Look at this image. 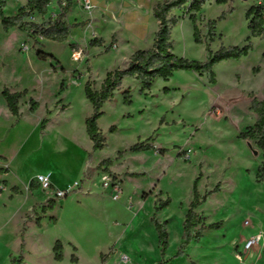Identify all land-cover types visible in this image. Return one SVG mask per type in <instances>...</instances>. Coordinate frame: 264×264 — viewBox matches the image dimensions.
I'll return each instance as SVG.
<instances>
[{
	"label": "rangeland",
	"instance_id": "1",
	"mask_svg": "<svg viewBox=\"0 0 264 264\" xmlns=\"http://www.w3.org/2000/svg\"><path fill=\"white\" fill-rule=\"evenodd\" d=\"M257 4L264 5V0H205L197 13L202 43L195 41L188 6L175 10L181 17L171 32L177 56L206 62L208 44L216 52L251 43L249 55L222 61L204 73L177 71L168 81L157 78L145 91L136 77L125 78L98 121L107 144L101 152H93L86 130L93 108L85 86L89 82L100 90L109 72L126 68L137 50L152 48L150 38L130 41L127 28L121 26L122 15L126 23L134 21V15L116 13L104 37L99 36L101 23L95 28L91 18L85 21L77 14L68 22L80 24L82 30L71 31L62 43L33 37L29 27L5 31L0 21V222L4 225L0 264H7L8 254L19 251L24 224L25 264H116L122 256L130 258V264H264V258L257 263L245 257L246 233L240 227L249 214L254 224L264 223V182L257 180L263 153L254 141L239 137L257 120L249 94L264 99V37L251 36L246 17ZM27 6L9 0L4 12L15 16ZM52 9L48 7L45 15L34 12L26 21L45 24ZM81 9L89 17L95 11ZM211 21L216 22L212 41ZM83 31L91 33L87 41L81 40ZM75 50L84 54L78 62L72 57ZM40 51L55 60H40ZM4 87L27 91L19 101V119L8 112ZM127 89L131 103L125 102ZM217 107L221 114L214 112ZM113 126L115 131L110 132ZM136 144L153 149L134 151ZM99 165L90 180L84 176ZM104 173L120 182L119 200L102 188ZM39 174H51L63 188L78 181L80 189L61 209L59 199L47 197L37 185ZM195 183L204 197L197 208L202 223L195 231L200 226L204 230L179 254L181 219L193 200ZM242 189L259 201L247 198ZM167 200L169 205L157 211ZM257 205L263 209L253 210ZM239 209L246 213L234 222ZM154 215L161 222L171 219L165 255ZM57 241L64 247L59 262L53 252ZM98 249L105 251L97 262Z\"/></svg>",
	"mask_w": 264,
	"mask_h": 264
},
{
	"label": "trees",
	"instance_id": "2",
	"mask_svg": "<svg viewBox=\"0 0 264 264\" xmlns=\"http://www.w3.org/2000/svg\"><path fill=\"white\" fill-rule=\"evenodd\" d=\"M9 0H0V21L4 30L10 28H30L31 36L40 37L55 42H65L70 34L71 28L79 27L80 24L69 25L63 21L64 16L70 9V3L68 1L65 7L61 8L60 14L45 24H37L34 22L26 21L32 13L37 12L45 15L48 10V6L54 0H31L27 7L20 8L19 12L15 16H8L4 12V8ZM205 0H162L158 2L153 8V15L158 21V31L155 34L154 43L152 48L148 50H137L130 58L129 64L124 69H118L107 74L106 79L103 81L100 90H94L91 84L88 82L85 86V94L87 100L91 103L93 112L92 115L86 120V130L90 140L93 143V152L103 150L106 144V138L98 127V121L104 114L103 106L114 98L115 91L118 90L123 80L127 77H136L140 84L141 90H149L152 88L157 78H162L168 81L177 71H191L196 73H204L212 71L214 66L225 60H239L242 57L248 56L252 45L239 47H222L220 50L214 52L207 45L208 58L206 62L197 60H189L183 57H179L173 53V41L171 38V32L174 26H176L181 17L174 14L175 10H181L188 6V12L190 13V21L193 24L194 38L197 43H202V32L198 27L197 13L202 10V5ZM218 3H226L227 0H217ZM224 15L222 16V18ZM249 20V31L252 37H264V5L257 4L252 6L246 15ZM215 21L209 23V35L211 41L215 33ZM250 41V38L248 39ZM38 58L43 61H47L49 58L54 57L47 53L39 52ZM24 93L11 92L8 88H4L2 96L6 102V105L11 114L19 119L20 107L19 101ZM125 95V102L131 103L130 90L123 91ZM251 99V110L256 114L257 120L253 127H249L246 131L240 133V138L244 140L254 141L258 149L263 153L264 157V99L257 100L253 93L249 94ZM115 127L110 128V132H114ZM143 144V143H142ZM142 144H136L132 149L134 151L141 150L147 151L153 149L152 146L142 147ZM93 152L90 154L92 156ZM106 164H111L110 160L104 161ZM100 165L96 168H89L84 173L87 179H91L94 173ZM257 180L264 182V161L259 165L257 169ZM1 193V191H0ZM204 197H202L197 188L196 183L194 187L193 200L189 205V209L185 220L183 222V244L179 250V254H182L183 249L192 241L200 239L202 236L203 226H200L196 231L195 229L202 223L201 217L197 213V208L201 205ZM169 200L164 201L156 207V210H161L168 206ZM158 234V243L162 255H165L169 247V231L167 222H161L156 215L152 218ZM21 248L23 250L25 246L24 235L26 233V227L21 229ZM64 247L60 241H57L53 252L56 261H62ZM72 262H77L76 257H72ZM12 264H23V253L20 254L19 260L12 259Z\"/></svg>",
	"mask_w": 264,
	"mask_h": 264
},
{
	"label": "crops",
	"instance_id": "3",
	"mask_svg": "<svg viewBox=\"0 0 264 264\" xmlns=\"http://www.w3.org/2000/svg\"><path fill=\"white\" fill-rule=\"evenodd\" d=\"M68 1L70 3V9H69L68 13L64 16L63 21L66 22L69 25H73V24L68 22V19H71L75 15L79 14L85 19V21L87 19L91 18L92 22L94 23L95 28H96V26L98 24L101 23L104 26V28L102 30H100L101 32H100L99 36L106 37V36H108V32L112 29V25H113L112 24L113 23L112 17H115V14L116 13L119 14L121 11L129 12V13H126V14L127 15L133 14L134 17H135L134 21H132L130 23H126L125 18L122 15V22H120V23H121V26H123V28H125V27L127 28L128 32H129V38L131 37L130 41L131 40H136V41L141 43V41L148 40L150 38L154 42L155 34L158 31V21L155 19L154 15H153V8L158 3V1H160V0H93V2L95 4V11H94V13H92L90 15V17L87 16L86 12L82 11V9H81L82 5H81L79 0H68ZM57 3H58L57 0H54L48 6L49 9L53 8L49 12V16H50V18L52 17V20H54L61 12V9L59 8ZM77 29L82 30L81 26H80V27H76V28H71L70 32L74 31V30H77ZM90 31H92V30H90ZM105 32H107V35H105ZM88 34L89 33H85L84 32L81 40L87 41L88 36L91 33L89 35ZM4 88H7V87H4ZM3 90H2V92H3ZM5 104H6V102H5ZM7 109H8V107H7ZM8 112L11 113L9 111V109H8ZM91 144L93 146L92 141H91ZM99 151L101 152L102 150H99ZM99 151H97V152H99ZM96 155H97V153H95V156ZM96 160H99V158L97 157ZM52 183H53L54 187L59 188V189H64L63 187L57 186L53 179H52ZM71 184L72 183H69L67 185V187L71 186ZM67 187H65V188H67ZM258 190H260V189L258 188ZM104 191H106V190H104ZM75 192H78V191H75ZM75 192H73V193H75ZM82 193H84V195L87 196L85 192H82ZM242 193H243V195H245L249 199L253 198L254 200L257 199V201H259L258 198L253 197L252 194L249 193L250 194L249 195L248 193H246L244 189H242ZM109 194H110V192H109ZM46 195H47V197H50V195L48 193H46ZM69 196L64 198V199H59V202H60L59 208L62 209V204L65 203L68 200ZM253 208H254L253 210H255V211H256V209H258V210L263 209L261 205H257V207H253ZM248 212L250 213V211H248ZM243 213H246V212L244 210H242V209H239L236 213H234V215L232 217V220H234V222H238V220H240L244 216ZM249 215H248V218H246L247 215L244 216L245 220L241 223V226H240L241 230L244 233H246L245 240H247L250 236H252L254 234H257L259 231H261L264 228L263 227L264 223L262 225H259V223H255L254 224L252 222V220H251ZM164 219H167V216H165L162 219V221ZM170 220L171 219L168 218L165 222H167V224L169 225ZM184 220L185 219H184V216H183L182 219H181V223H183ZM246 220L250 221V224L248 226H246L244 224ZM35 224L37 226H40V227L43 226V224H37V223H35ZM24 226H25V224L23 225V227ZM3 228H4V225H3V223L0 222V256H1V254H3L2 253V248H1L2 239H3ZM20 232H21V230H20ZM26 233H27V228H26ZM26 233L24 235L25 246H24L23 250L21 248V233H20V248H19V251L8 254V263L7 264H12V259L19 260V257H20L21 253H23V264H25V261H26L25 250H26V247H27L26 246V238H25L26 237ZM182 234H183V232L181 233V235ZM245 240H244V242H245ZM244 242H243V244H244ZM75 249L77 250V248H75ZM104 251L105 250L98 249L97 262L99 260V257L102 254H104ZM245 257H247V259H251V260L257 261V263H260L263 260V258H264L263 254L261 253V251L259 249H257V248L253 249L250 252H247Z\"/></svg>",
	"mask_w": 264,
	"mask_h": 264
},
{
	"label": "built area",
	"instance_id": "4",
	"mask_svg": "<svg viewBox=\"0 0 264 264\" xmlns=\"http://www.w3.org/2000/svg\"><path fill=\"white\" fill-rule=\"evenodd\" d=\"M25 3H30L31 0H20ZM82 7L86 11H92L95 9V4L93 0H79ZM57 4L59 8L65 7L68 3V0H57ZM84 54L82 50H75L72 53L73 60L78 62L82 60ZM214 112L217 114H221V110L219 107L214 109ZM37 185L39 188H41L44 192L48 193L50 197L55 199H64L68 197L73 192L80 189V183L78 181H75L72 183L71 186L59 189L53 186L52 183V176L51 174H39L35 179ZM102 181V188L104 190H107L110 192L112 198L114 200H119L121 197V194L123 193V188L120 184V182L116 179V177L110 173H104L101 177ZM246 226L250 224L249 220H246L244 223ZM243 250L245 253L252 251L253 249H259L261 253H264V228L259 231L257 234H254L250 236L247 240H245L243 244ZM100 264H106V263H100ZM116 264H130V258L127 256H122L120 259V262Z\"/></svg>",
	"mask_w": 264,
	"mask_h": 264
}]
</instances>
